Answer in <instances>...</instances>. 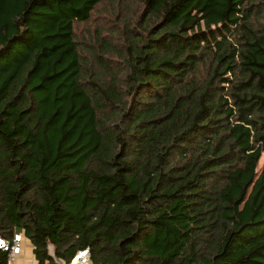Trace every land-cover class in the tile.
I'll use <instances>...</instances> for the list:
<instances>
[{
  "label": "trees",
  "instance_id": "16d2710c",
  "mask_svg": "<svg viewBox=\"0 0 264 264\" xmlns=\"http://www.w3.org/2000/svg\"><path fill=\"white\" fill-rule=\"evenodd\" d=\"M18 234L38 264H264V0H0Z\"/></svg>",
  "mask_w": 264,
  "mask_h": 264
},
{
  "label": "built area",
  "instance_id": "2783aa9c",
  "mask_svg": "<svg viewBox=\"0 0 264 264\" xmlns=\"http://www.w3.org/2000/svg\"><path fill=\"white\" fill-rule=\"evenodd\" d=\"M23 239L24 237L22 234L15 235L12 240H8L0 236V249L8 253L9 262H13L15 258L23 250V246H22ZM83 258H86V261H89V264H90L89 251L81 252L74 261L76 260L81 261V259ZM78 263L82 264L83 261L78 262ZM72 264H74V262Z\"/></svg>",
  "mask_w": 264,
  "mask_h": 264
},
{
  "label": "rangeland",
  "instance_id": "374dc122",
  "mask_svg": "<svg viewBox=\"0 0 264 264\" xmlns=\"http://www.w3.org/2000/svg\"><path fill=\"white\" fill-rule=\"evenodd\" d=\"M133 8L134 7L125 4L123 6V12H122L123 15L120 14V17H124L126 14L130 13L131 11H134ZM110 9L112 11V8ZM101 20L102 18L97 19L96 16H94L93 19L89 23L77 25L76 32H77L78 38L87 40L91 34H93L96 30H98L101 27L100 25H103L105 23V22L102 23ZM106 20H108V18H106ZM84 260L85 258L81 259V261H84ZM82 264H89V261L83 262Z\"/></svg>",
  "mask_w": 264,
  "mask_h": 264
},
{
  "label": "crops",
  "instance_id": "0c3cea01",
  "mask_svg": "<svg viewBox=\"0 0 264 264\" xmlns=\"http://www.w3.org/2000/svg\"><path fill=\"white\" fill-rule=\"evenodd\" d=\"M22 246L23 250L21 253L15 258L13 262H9V264H38L34 255V247L32 243L25 237L23 239Z\"/></svg>",
  "mask_w": 264,
  "mask_h": 264
},
{
  "label": "water",
  "instance_id": "95a60500",
  "mask_svg": "<svg viewBox=\"0 0 264 264\" xmlns=\"http://www.w3.org/2000/svg\"><path fill=\"white\" fill-rule=\"evenodd\" d=\"M73 262H74V264H79L77 260L76 261H73Z\"/></svg>",
  "mask_w": 264,
  "mask_h": 264
},
{
  "label": "bare ground",
  "instance_id": "6f19581e",
  "mask_svg": "<svg viewBox=\"0 0 264 264\" xmlns=\"http://www.w3.org/2000/svg\"><path fill=\"white\" fill-rule=\"evenodd\" d=\"M85 261H86V258H85V260L83 262H85Z\"/></svg>",
  "mask_w": 264,
  "mask_h": 264
}]
</instances>
